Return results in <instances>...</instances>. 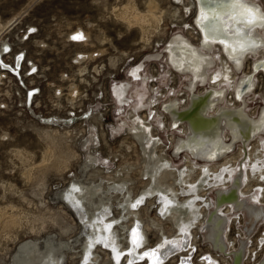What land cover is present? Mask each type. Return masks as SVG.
Here are the masks:
<instances>
[{"label":"rangeland","instance_id":"rangeland-1","mask_svg":"<svg viewBox=\"0 0 264 264\" xmlns=\"http://www.w3.org/2000/svg\"><path fill=\"white\" fill-rule=\"evenodd\" d=\"M252 1L264 10V0ZM195 14L193 0H0V264H147L146 256H116L97 236V224L116 219L113 236L123 249L139 218L140 247L154 250L162 236L178 235L177 225L185 221L162 213L165 202L156 191L181 204L190 201L205 215L213 190L240 160L248 169L245 189H261L255 177L264 173V130L240 156L241 145L224 130L232 149L211 161L216 171L208 177L196 168L187 177L188 161L195 167L206 161L176 149L187 129L170 120V101L185 108L191 95L222 86L220 105L243 107L252 118L264 110V73H254V60L264 57H247L236 68L217 47L201 48ZM176 40L209 57L205 80L172 65ZM19 57L21 65H14ZM226 68L225 85L209 83L211 73ZM248 74L257 86L238 98L237 84ZM138 123L148 125L150 136L134 130ZM192 186L197 195L187 196ZM147 189L154 193L148 196ZM135 199L141 200L138 213L131 209ZM228 214L226 239L235 246L245 238L244 264L254 263L264 254L263 220L250 228L246 216ZM197 223L184 225L193 245L162 264L188 252L194 264L206 253L219 264L229 262L211 251ZM252 253L256 259L249 261Z\"/></svg>","mask_w":264,"mask_h":264},{"label":"bare ground","instance_id":"bare-ground-1","mask_svg":"<svg viewBox=\"0 0 264 264\" xmlns=\"http://www.w3.org/2000/svg\"><path fill=\"white\" fill-rule=\"evenodd\" d=\"M193 1L195 2V6H196L194 24L200 36L199 41H200L201 48L208 49L211 46L214 48L217 47L219 51L221 52V54L225 57L227 62L235 66L236 68H239L242 62L247 57H252L256 55H261L262 57H264V39L260 36L261 31H264V27H262L260 24L252 25L249 27H245L243 24H240L238 22L240 16L242 14L244 16L248 15V13L245 11L244 8H240V7L233 8V7H227V6L217 5V4L202 5L201 0H193ZM243 2L247 4L249 7L257 10L258 12L264 13V10L255 1L243 0ZM153 15L154 14H151L150 16L153 17ZM133 18H131V20H133ZM214 18L218 19L220 23L222 24L223 31L229 37L228 40H223L222 38H213L212 36L208 35V33H206L204 25L208 24V22L212 21ZM144 19H141V15H140V20H144ZM134 22H136V20ZM236 29H240L241 32H246L247 33V43L249 45L254 44L256 45V47H249L248 51L241 52L240 45L237 43V41L239 40V33L236 31ZM80 33L81 31L78 30L77 32L72 33V34H80ZM170 49H171L170 58L172 61V65L176 69H180L181 72L192 75L193 79L202 80V81L205 80L206 74L204 73V71L211 64L209 57L197 51L187 42L182 41V40L174 41ZM260 51H262V53ZM254 61L256 63L254 66V73L260 70H262L264 73V58L256 59ZM21 62H22V58L19 57L14 62V65L20 66ZM2 65H5V63L4 64L2 63ZM2 70H6V69H2ZM136 75L137 74H135V76ZM228 77H229V72H228V69L226 68L224 72L211 73V75L208 78H209V83L214 82L217 79H220L219 83L222 82L221 83L222 85L223 83H225L226 80H228ZM254 83L255 81H254L253 74L252 75L248 74L244 80H242L241 82L237 84L236 89H237L238 97L242 98L241 95L243 96L247 92L251 91L255 85ZM221 87L218 88V90L210 88L209 90H206L205 92H202L199 94H193V95L190 94L191 96L185 108L180 109L177 102H171V101L170 103L166 105V111L168 112L172 123L176 125V128H177V124H183L184 126H186V129H187V133L186 132L184 133L186 134L184 137V140H182L176 147L177 151H185L188 153L190 152L193 155L203 158L206 161L205 164L198 166V167H195V165L191 164L188 161L189 170L187 173V177L190 175L189 173L191 171H195L196 169L199 171L198 173L200 175H203V177L212 176L215 173L216 166H214L215 163H211V161L219 160L232 149V144H228L224 141L225 139L224 138L225 135L223 133L224 130H226L231 135L233 140L238 141L239 144L242 146V147L240 146L239 148L240 151H238V153L239 152L241 153V154L239 153V156L242 155V149H246L249 142L257 135V133L264 130V110L262 111V114L259 117L252 118L248 116L247 112L244 110L243 107L227 108L225 107L227 105H223V106L220 105L221 100L223 98V94H224V89ZM133 128L134 127H132V129ZM134 130H137V133L139 135L147 134L150 136L147 124L138 123L136 128H134ZM153 145L155 146V143H153ZM251 147L249 151L252 149ZM255 149L254 151L249 152L248 161H250L252 157H254L253 154L255 153ZM156 162L160 168L161 166L164 167L165 165V164H161L160 159H157ZM167 168L170 169V167H167ZM247 170L248 169L246 168L245 164L241 163V160L240 162H236L235 165H231V167L228 169L227 175H224L223 179L221 180L220 182L221 184L219 185L220 187H218V189L215 188L213 190V197H212L213 202L211 204L212 206L209 209V211H206V210L204 211L207 213V214L205 213V215H203V212L201 213L199 209H194L196 207L192 203H191L192 205H190L189 204L190 201L185 200V202L181 204V202H178V199L176 198L177 196L175 198L168 197V195H166L165 192L156 191V193L158 192V194L163 196V201L165 202L164 211L162 213L171 217L172 220L174 219L177 221L181 217V218H184L185 221L181 220L178 223L177 225V231H179L178 235L174 236V238L162 236V238L159 240L157 245L153 247L155 248L153 251L147 252L148 249H146L145 247H136V244L133 243V240L135 239L136 242L139 243L140 245L143 244L142 240L140 239L143 237V230L140 227V224H139L140 222L138 220L139 218L135 220L136 225L135 226L132 225L136 231L134 232V229L130 231L129 235L126 237L128 245L125 248L123 247V249H119V245H118L119 243H117V240L115 239L116 237L113 236V228H114L113 220H116V219L107 220L102 223L105 229L104 232H102V227H101L102 225L98 223L97 227L99 230H101V232L99 233L97 232L98 233L97 236L99 237L102 236L106 247L109 248L111 251L116 252L117 253L116 256L118 257L124 254V256L128 260L129 258H132L134 260L135 259L142 260V258L144 257V253L147 252L149 253V255L146 256L148 261L155 259V258H157L158 261H161L167 258L168 256H174L176 252L178 253L179 251L183 249H187L188 245H192L193 242L190 239L191 235L186 232L184 225L190 226L194 224L196 221L198 222L197 228H199L201 233H203L202 234L203 238L209 242L211 248L218 250L222 254H226L229 252L230 253V264L233 263L234 258H237V261H238L237 264H240V263L242 264L241 261L243 260L246 254L245 252L246 241H245V238H243L244 240H240L239 243L234 246L228 239H226V236H227L226 228L228 226V215H229L228 211H230L231 214L233 215H235L236 213H240L243 216H246V223L250 225V228L256 226L255 224L259 222V220H263L262 222L264 223V202L263 200H261V198L259 199V197H264V173H259L257 177H255L257 181L261 183L260 184L261 187H259L261 189L250 191V190L245 189L246 182L249 179ZM171 171L175 172V170H171ZM184 178L185 180L188 179L186 177ZM155 179L157 178L155 177ZM185 180L183 181L186 184L188 181H185ZM157 181L159 182V180ZM243 183H244V188L242 191H240V189L243 186ZM158 184L159 183H157V185ZM189 184H190L189 186H191L193 183L192 184L189 183ZM160 185L162 184L160 183ZM161 187H163V185ZM185 189L186 188H184V191ZM169 190L173 192L172 185L171 187H169ZM190 191H192L191 195H187V196L197 195V189H195L193 186L192 188L189 189V192ZM146 193L149 196L152 193H154V190L150 189ZM216 198L218 199L219 203L221 202V203H228V204L226 205L223 204L224 207L222 206V208H220L221 204L219 205V203L215 201ZM138 201L139 203H137ZM131 203H132L131 209L133 208V212L138 213L139 210L141 209L139 208L141 200L137 199L135 203L133 202ZM133 205H136V206L133 207ZM225 208L227 209L223 211V209ZM211 212L213 213L211 214ZM234 212L236 213L234 214ZM184 214H185V217L182 216ZM210 214L211 216L208 217ZM198 216H201L200 220L197 219ZM96 237H93L90 241L95 240ZM262 241H264V236L262 237ZM154 253H157L159 255L157 256ZM221 258L222 260L225 259L223 255L221 256ZM213 259L214 258H212V260ZM256 264H264V254L258 259Z\"/></svg>","mask_w":264,"mask_h":264},{"label":"snow or ice","instance_id":"snow-or-ice-1","mask_svg":"<svg viewBox=\"0 0 264 264\" xmlns=\"http://www.w3.org/2000/svg\"><path fill=\"white\" fill-rule=\"evenodd\" d=\"M202 5H222L227 7H240L244 8L245 11L248 13L247 16H244L243 14L239 18V23L243 24L245 27H249L252 25L260 24L262 27H264V13H260L254 8L249 7L247 4L243 2V0H201ZM206 33L208 35L212 36L213 38H222L223 40H228L229 37L227 34L223 31L222 24L220 21L216 18H214L212 21H209L208 24L204 25ZM236 31L239 33V40L237 43L240 45V51L245 52L248 51L249 47H256V45L252 44L249 45L247 43V33L241 32L240 29H236ZM231 58V57H230ZM239 98V97H238ZM139 203V201L137 202ZM136 205H133L135 207ZM110 227V226H109ZM136 230L134 229V232ZM142 239V238H140ZM133 243L136 244V247H140L141 245L136 242V240H133ZM157 256L159 254L154 253ZM149 253L145 252L144 256H148Z\"/></svg>","mask_w":264,"mask_h":264},{"label":"built area","instance_id":"built-area-1","mask_svg":"<svg viewBox=\"0 0 264 264\" xmlns=\"http://www.w3.org/2000/svg\"><path fill=\"white\" fill-rule=\"evenodd\" d=\"M213 202V201H212ZM224 205H226V204H224ZM222 206H223V204H221V207L220 208H222ZM224 207V206H223ZM213 212H211V214H212ZM207 220H208V218H207ZM200 239V238H199ZM203 240L205 241V239L203 238ZM208 244H209V242L208 241H206ZM192 245H193V243H192ZM192 245H190V246H192ZM209 246H210V244H209ZM210 249H211V251H214L216 254H220L221 256L223 255L225 258H229V262H227L226 264H230V253L228 252V253H226V254H222L221 252H219L218 250H216V249H214V248H211V246H210ZM190 250V249H189ZM149 251H153V250H147V252H149ZM211 255L209 254V253H206V254H203L202 255V257H201V259L198 261V264H219V262L216 260V259H213L212 260V256L210 257ZM251 258L249 257V261H250V259H256V253H252L251 255ZM245 258V257H244ZM244 258H243V260L241 261L242 262V264H244ZM145 259V258H144ZM147 259V258H146ZM162 261L163 260H161V261H158V259L157 258H155V259H152V260H150V261H148L147 262V264H162ZM258 261V260H257ZM257 261H255L254 263H252L251 262V264H256V262ZM174 264H194L193 262H192V259H190V256H189V252H188V254H184L183 256H181L180 258H178L177 260H176V262L174 263ZM241 264V263H240Z\"/></svg>","mask_w":264,"mask_h":264},{"label":"water","instance_id":"water-1","mask_svg":"<svg viewBox=\"0 0 264 264\" xmlns=\"http://www.w3.org/2000/svg\"><path fill=\"white\" fill-rule=\"evenodd\" d=\"M222 195H223V194H222ZM222 195H221V196H222ZM215 201H216L217 203H219L217 198L215 199ZM220 204H228V203H221V202H220L219 205H220ZM210 216H211V214H210L208 217H210ZM237 263H238L237 258H234L232 264H237Z\"/></svg>","mask_w":264,"mask_h":264}]
</instances>
